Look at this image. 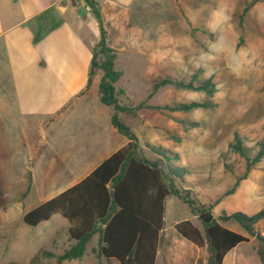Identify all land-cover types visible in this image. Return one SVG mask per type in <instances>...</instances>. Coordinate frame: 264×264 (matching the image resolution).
Wrapping results in <instances>:
<instances>
[{
  "label": "rangeland",
  "instance_id": "1",
  "mask_svg": "<svg viewBox=\"0 0 264 264\" xmlns=\"http://www.w3.org/2000/svg\"><path fill=\"white\" fill-rule=\"evenodd\" d=\"M128 12L152 40L144 53L115 50L114 70L121 73L114 84L115 97L127 109L118 115L136 135L138 157L159 162L165 172L169 164L185 167V178L173 186L194 202L197 211L207 210L216 219L235 212L256 214L264 208V158L249 167L230 144L238 136L252 158L256 143L264 138V0H135ZM95 55L102 63L98 49ZM102 75L95 68L92 79L101 80ZM166 77L184 81L196 77L195 84L211 78L217 91L211 97L165 85L148 98L153 84ZM203 101L214 107L173 113L154 108ZM142 102L147 108L136 110ZM152 148L178 153L180 160L166 162ZM51 156H45L37 171L33 193L65 182V172L53 168ZM14 157L0 140V264H57L56 257L75 245L67 221L57 214L35 227L22 222L29 208L26 199L35 156L29 155L23 165L21 158L14 163ZM9 161L22 168H7ZM165 206L163 227L189 217L203 232L198 215L191 214L180 197L171 195ZM220 223L248 235L233 221ZM254 232L264 236V219ZM166 236L164 231L157 264H167ZM100 245L96 232L80 259L62 264H118L100 256ZM207 249L205 244L186 250L184 260L177 248L182 257L175 264H187L189 259V264H208ZM258 250V241L250 236L225 256L223 264H262Z\"/></svg>",
  "mask_w": 264,
  "mask_h": 264
},
{
  "label": "crops",
  "instance_id": "2",
  "mask_svg": "<svg viewBox=\"0 0 264 264\" xmlns=\"http://www.w3.org/2000/svg\"><path fill=\"white\" fill-rule=\"evenodd\" d=\"M61 1L0 0V140L15 155L14 163L21 158L20 164H27L28 156H35L28 210L79 183L128 142L112 125L113 107L100 101V76L89 86L92 48L100 37L98 22L84 0H67L64 8ZM96 1L109 48L118 53L151 48L150 34L146 36L128 12L135 0ZM36 35L41 36L38 42ZM48 154L53 168L65 172V182L33 193L37 171ZM9 164V169L22 168ZM182 220L200 229L189 217L163 227L159 248L166 231L167 264L182 257L177 248L184 260L186 250L200 249L175 231ZM103 227L97 224V229Z\"/></svg>",
  "mask_w": 264,
  "mask_h": 264
},
{
  "label": "trees",
  "instance_id": "3",
  "mask_svg": "<svg viewBox=\"0 0 264 264\" xmlns=\"http://www.w3.org/2000/svg\"><path fill=\"white\" fill-rule=\"evenodd\" d=\"M91 15L98 22L99 41L92 48L93 58L89 68V86L95 68L102 72L99 82V96L102 104L111 106L114 113L112 125L127 139V144L108 157L86 178L69 187L55 198H51L23 215V223L35 227L48 221L53 215L60 214L70 222L68 233L75 241L61 255L56 257L57 264L63 261L80 259L90 238L99 232L101 245L100 256L115 259L118 264H156L157 248L160 243V232L165 225V204L168 197H180L190 208L191 214H197L203 224V232L190 220L178 222L174 229L185 240L198 247L207 245L208 264H223L224 258L242 243L254 237L259 243L258 257L264 264V236L254 232L255 225L264 219V208L254 215L235 212L223 214L219 219L207 210L197 211L194 202L185 199L173 186L175 180H182L187 174L185 167L169 164L167 172L159 162L142 160L137 155V138L129 126L119 118V113L127 111L115 97L114 84L121 73L114 70L116 51L107 45V32L104 28L102 14L96 0H84ZM41 36L36 35L35 42ZM95 49L101 54L102 63L96 62ZM195 78L190 81L163 78L152 86V96L159 88L169 85L176 89H188L213 96L217 89L211 78L195 84ZM147 108L144 102L136 106V110ZM214 106L206 101L185 102L174 105L154 107L167 112H191L195 109H208ZM237 136L230 144L231 151L244 157L250 167L264 158V138L256 143L257 151L254 157L245 153ZM166 162L176 163L180 160L178 153L164 148H152ZM221 221H233L239 224L248 235H243L224 226ZM103 224V229H97V224ZM52 256V255H51ZM17 264V263H10Z\"/></svg>",
  "mask_w": 264,
  "mask_h": 264
},
{
  "label": "water",
  "instance_id": "4",
  "mask_svg": "<svg viewBox=\"0 0 264 264\" xmlns=\"http://www.w3.org/2000/svg\"><path fill=\"white\" fill-rule=\"evenodd\" d=\"M66 1H67V0H63V1H61L60 7H63V8H64V7L66 6Z\"/></svg>",
  "mask_w": 264,
  "mask_h": 264
},
{
  "label": "built area",
  "instance_id": "5",
  "mask_svg": "<svg viewBox=\"0 0 264 264\" xmlns=\"http://www.w3.org/2000/svg\"><path fill=\"white\" fill-rule=\"evenodd\" d=\"M86 9H87V11H88V12H90V9H89V7H86Z\"/></svg>",
  "mask_w": 264,
  "mask_h": 264
}]
</instances>
